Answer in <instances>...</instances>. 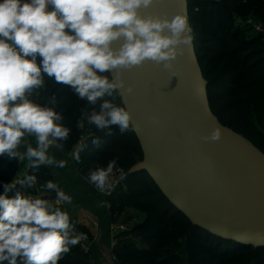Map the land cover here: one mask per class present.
Wrapping results in <instances>:
<instances>
[{"label": "clouds", "instance_id": "obj_1", "mask_svg": "<svg viewBox=\"0 0 264 264\" xmlns=\"http://www.w3.org/2000/svg\"><path fill=\"white\" fill-rule=\"evenodd\" d=\"M154 0H0V156L31 161L41 165L66 167L49 149H62L58 141L68 139L70 129L60 121L63 116L54 107L42 106L31 99L33 89L43 85L42 73L56 84L72 90L91 105L98 100L99 111L81 113L80 127L88 124L112 136L116 126L120 134L134 129L129 109L102 100L105 95H131L134 87L122 78L125 70L146 61L173 68L183 51L191 47L193 29L185 12L168 16L144 15ZM123 40L119 48L114 42ZM40 62L37 63V58ZM104 73H112L110 80ZM153 123H158L153 118ZM107 130V131H105ZM219 126L202 137L205 142H219ZM26 137H34L36 146L19 151ZM99 146V139L92 140ZM83 146L71 153L79 163ZM34 158V159H33ZM116 164L98 166L88 173V180L104 192ZM35 175L13 179L3 184L0 193V264H60L72 248L87 236L75 231L68 211L61 204H71L73 197L59 184L48 180L44 185L55 190V201L39 195L15 191L17 184L28 188Z\"/></svg>", "mask_w": 264, "mask_h": 264}, {"label": "trees", "instance_id": "obj_2", "mask_svg": "<svg viewBox=\"0 0 264 264\" xmlns=\"http://www.w3.org/2000/svg\"><path fill=\"white\" fill-rule=\"evenodd\" d=\"M189 7L196 51L208 80L214 113L224 125L243 134L264 151V37L262 34L247 36V28L233 24V18L251 11L264 24V0H189ZM102 75L112 79L110 73ZM42 78L43 85L33 89L30 98L42 106L54 107L63 116L60 122L70 129L68 139L57 142L63 145L58 149L57 158L67 162L66 168L62 170L63 176L56 178L48 165L35 169L30 167L27 157L20 161L0 156V193L3 184L16 179L19 168L26 165L27 175L37 177L35 184L52 180L73 197L74 205L90 211L99 222L104 243H107L112 225L127 209L145 214L144 221L113 234L117 240L113 253L118 264H180L182 258L178 255L162 254L169 247L181 244L188 264H264V248L226 240L194 225L162 193L147 172L129 173L143 160L134 130L120 134L113 126L114 134L107 136L88 124L86 117L83 127L79 126L82 111L89 114L92 110L99 111L101 100L91 105L46 74L42 73ZM102 100L124 107L119 93L111 97L105 95ZM93 139H99V146L93 145ZM28 144L35 147V138L26 137L22 143L24 149ZM78 145L83 146L79 163L72 156H66ZM22 150L20 147L19 151ZM112 160L116 161L114 168L122 166L128 175L123 187L104 196L89 182L88 173L98 166L106 167ZM25 186L26 183L24 186L17 184L9 195H14L15 191L27 194ZM72 223L76 231L87 233L85 227ZM94 250L99 256L96 244ZM95 259L78 244L60 264H94Z\"/></svg>", "mask_w": 264, "mask_h": 264}, {"label": "water", "instance_id": "obj_3", "mask_svg": "<svg viewBox=\"0 0 264 264\" xmlns=\"http://www.w3.org/2000/svg\"><path fill=\"white\" fill-rule=\"evenodd\" d=\"M185 10L192 27L189 0H154L142 11L170 18ZM181 47L171 70L146 61L122 73L134 92L119 95L133 115L143 151V160L129 173L147 172L194 225L226 240L264 248V151L214 113L194 37L191 47ZM218 126L221 140L205 142L202 137ZM96 245L100 264H118L115 243H104L102 230Z\"/></svg>", "mask_w": 264, "mask_h": 264}, {"label": "rangeland", "instance_id": "obj_4", "mask_svg": "<svg viewBox=\"0 0 264 264\" xmlns=\"http://www.w3.org/2000/svg\"><path fill=\"white\" fill-rule=\"evenodd\" d=\"M233 24L235 27H242V28H247L248 32H247V36H250L251 34H257L256 33V25H261L262 27H264V24L260 21L259 17L256 16L254 14L253 11L238 16L237 18H233ZM262 36L264 37V34H262ZM22 147V152H24L26 149H24L23 145H21ZM72 152L68 153L66 156L67 157H71ZM49 154L54 156L55 159L57 161L61 160L58 157V149L55 147H52L49 149ZM51 167V171L53 173V175L58 178V177H62L63 176V172L62 170L65 169H61L59 167H56L55 165L50 166ZM27 166L23 165L19 168L18 170V174H17V180L20 179V175L24 172H26ZM37 184L32 185L31 188L27 187V184L25 186V191L27 194H34L37 192ZM60 187V185H59ZM62 190H64L63 187H60ZM65 191V190H64ZM31 192V193H30ZM66 192V191H65ZM66 194H68L66 192ZM69 195V194H68ZM127 210L125 211L126 213L122 215V217L120 218V220H118L117 223H115L114 225H112L111 227V234L107 236V243H110V245H113L114 243L117 242V240H115V238L113 237L114 233H117L118 230L116 229L117 226L123 225L125 227L124 230L131 228L132 226H134L137 222H142L145 219V214L143 213H138L137 210ZM67 211L70 214L71 217V222H74L75 224L81 225L83 227H85L87 229V233H85L90 241L95 245L96 241L99 237V231H100V225L97 226L95 224L97 220V218L87 209H84L82 207L76 206L73 203L71 204H67ZM140 214V215H138ZM99 223V222H98ZM178 255L180 258H182V261L180 264H188L187 263V256L184 250V245L181 244L179 246L176 247H169L163 254L162 256H169V255ZM89 255H92L93 257L95 256L96 259L95 261H93L94 264H100L99 263V256H98V251L94 250L92 251Z\"/></svg>", "mask_w": 264, "mask_h": 264}, {"label": "built area", "instance_id": "obj_5", "mask_svg": "<svg viewBox=\"0 0 264 264\" xmlns=\"http://www.w3.org/2000/svg\"><path fill=\"white\" fill-rule=\"evenodd\" d=\"M255 28H256L257 34H264V27H262L261 25H256ZM127 175H128V172L124 167L117 166L116 168L113 169V172L110 175V178H109L110 186L108 188H106V190L104 192H100L98 190L99 193L104 195V196H108V195H111L112 193L116 192L117 190H119L121 187L124 186L125 179H126ZM44 185L45 184H39L37 186V192L32 194V195H34V196L39 195L41 198H45V199H48L50 201H55V197H56L55 190H49V189L45 188ZM60 206L62 207L63 210L67 211V204H61ZM95 224L97 226H99L98 221H96ZM116 229L118 231H122L125 229V227L123 225H120V226H117ZM76 232L80 233V231H76ZM80 245L82 246L85 253L90 254L92 252V248H93L94 244L90 241L89 237L87 236V239L82 240Z\"/></svg>", "mask_w": 264, "mask_h": 264}, {"label": "crops", "instance_id": "obj_6", "mask_svg": "<svg viewBox=\"0 0 264 264\" xmlns=\"http://www.w3.org/2000/svg\"><path fill=\"white\" fill-rule=\"evenodd\" d=\"M26 175H27V169H26V172H25V173L23 172V173L20 175V178H22L23 176H26ZM127 210L129 211V210H131V209H127ZM127 210H126V211H127ZM133 211H134V210H133ZM125 213H126V212H124V214H125ZM138 213H141V212L138 211ZM138 215H140V214H138ZM137 223H140V222H137Z\"/></svg>", "mask_w": 264, "mask_h": 264}]
</instances>
